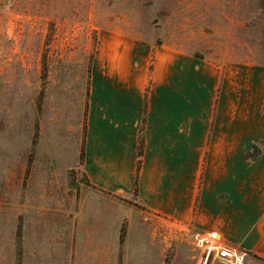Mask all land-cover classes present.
Instances as JSON below:
<instances>
[{
    "label": "rangeland",
    "instance_id": "obj_1",
    "mask_svg": "<svg viewBox=\"0 0 264 264\" xmlns=\"http://www.w3.org/2000/svg\"><path fill=\"white\" fill-rule=\"evenodd\" d=\"M118 34L236 83L264 67V0H0V264H232L86 173L92 66Z\"/></svg>",
    "mask_w": 264,
    "mask_h": 264
},
{
    "label": "crops",
    "instance_id": "obj_2",
    "mask_svg": "<svg viewBox=\"0 0 264 264\" xmlns=\"http://www.w3.org/2000/svg\"><path fill=\"white\" fill-rule=\"evenodd\" d=\"M115 38H102L91 71L90 181L136 198L149 216L213 234L249 263L264 260V151L248 158L264 146V67L232 83L173 47Z\"/></svg>",
    "mask_w": 264,
    "mask_h": 264
},
{
    "label": "built area",
    "instance_id": "obj_3",
    "mask_svg": "<svg viewBox=\"0 0 264 264\" xmlns=\"http://www.w3.org/2000/svg\"><path fill=\"white\" fill-rule=\"evenodd\" d=\"M201 241L206 244V247L211 253L222 261L230 262L232 264H243L245 260V253H241L236 249L229 248L222 245L213 234L201 238Z\"/></svg>",
    "mask_w": 264,
    "mask_h": 264
},
{
    "label": "trees",
    "instance_id": "obj_4",
    "mask_svg": "<svg viewBox=\"0 0 264 264\" xmlns=\"http://www.w3.org/2000/svg\"><path fill=\"white\" fill-rule=\"evenodd\" d=\"M142 145H143V142H142V140H141V148H142ZM260 151H259V148H258V146H255L254 148H253V152H251V153H248V158H257V157H259L260 156ZM142 155V149L140 150V156ZM136 193H138V190L136 191Z\"/></svg>",
    "mask_w": 264,
    "mask_h": 264
}]
</instances>
